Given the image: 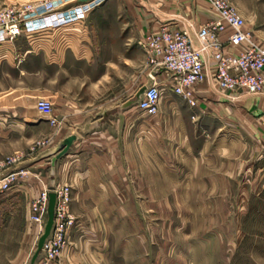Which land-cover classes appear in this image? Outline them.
<instances>
[{
  "label": "crops",
  "instance_id": "crops-1",
  "mask_svg": "<svg viewBox=\"0 0 264 264\" xmlns=\"http://www.w3.org/2000/svg\"><path fill=\"white\" fill-rule=\"evenodd\" d=\"M55 1L54 13L32 21L40 29L0 44V159L13 153L21 156L14 184L0 192V224L5 217L0 245L6 248L0 257L9 258L8 264H26L35 233L28 219L30 200L43 188L66 186L65 210L72 222L67 242L51 264H123V232L117 226H123V161L129 163L126 131H134L131 138L138 149L150 144L157 177L202 168L194 152L205 146L194 148L186 130L201 127L208 119L264 154V90L255 95L219 91L211 76L212 61L204 57L205 80L193 90L194 107L170 92L171 75L153 73L161 98L152 121L123 123V112L129 111L123 103V16L141 42L160 29L183 31L193 38L215 18L208 4L205 0ZM85 4L91 7L84 10ZM71 12L78 17L66 19ZM246 28L264 45V30L250 21ZM225 51L237 55L239 50ZM143 60L128 87L132 95L149 82L148 69L143 79ZM37 100L51 105L56 126L37 114ZM71 136L74 141L67 152L51 163L53 150ZM232 146L231 159L236 162L241 144L233 140Z\"/></svg>",
  "mask_w": 264,
  "mask_h": 264
},
{
  "label": "rangeland",
  "instance_id": "rangeland-1",
  "mask_svg": "<svg viewBox=\"0 0 264 264\" xmlns=\"http://www.w3.org/2000/svg\"><path fill=\"white\" fill-rule=\"evenodd\" d=\"M228 1L245 25L250 21L264 30V0ZM28 2L34 1L0 0V9ZM46 2L57 6L55 0ZM126 19L123 16V103L134 97L128 87L145 58L143 42ZM143 70L145 80L146 65ZM128 108L123 123L152 121L134 103ZM207 124L202 121L201 127L186 130L194 148L205 146L200 153L194 152L202 168L178 172L177 177H157L150 144L138 149L131 138L134 131H126L129 163L123 161V226H117L123 232V264H264V154L209 119ZM233 140L241 144L236 162L231 159ZM4 222L5 217L0 230ZM38 237L35 226L32 253ZM5 249L0 245V254ZM8 259L0 257V264H8Z\"/></svg>",
  "mask_w": 264,
  "mask_h": 264
},
{
  "label": "built area",
  "instance_id": "built-area-1",
  "mask_svg": "<svg viewBox=\"0 0 264 264\" xmlns=\"http://www.w3.org/2000/svg\"><path fill=\"white\" fill-rule=\"evenodd\" d=\"M205 2L215 18L200 27L193 38L183 31L165 29L144 38L143 51L145 65L149 70V82L142 86V93L134 101L135 108L144 116L151 117L157 112L161 90L154 82L152 74L158 72L171 75L173 85L170 92L194 107L193 90L205 80L204 57L212 61L211 76L219 91L255 95L264 90V45L258 43L246 28L235 6L228 0ZM88 4H85L84 10L91 7ZM55 8L46 1L1 8L0 44L12 42L30 29H40L32 21L54 13ZM66 17L72 20L78 16L71 12ZM227 47L238 48V54L227 53ZM34 109L37 114L46 118L49 126L57 125L51 115V105L47 101L37 100ZM20 161L21 156L18 153L0 160V192L10 189L14 184L17 174L20 173L14 169ZM50 191L55 194L53 225L42 245L40 256L38 255L33 264H51L58 257L67 242L66 230L72 222L65 210L69 201L68 188H43L29 202L28 219L36 226L38 235L43 231L47 195Z\"/></svg>",
  "mask_w": 264,
  "mask_h": 264
},
{
  "label": "water",
  "instance_id": "water-1",
  "mask_svg": "<svg viewBox=\"0 0 264 264\" xmlns=\"http://www.w3.org/2000/svg\"><path fill=\"white\" fill-rule=\"evenodd\" d=\"M85 1H90V0H83V2ZM142 91H143V87H140L134 94L133 99L124 103V107H128L132 105L134 101L140 96ZM73 141H74V137L72 136L62 140L53 150L51 163H53L55 160H57L62 155H64ZM54 208H55V194L52 191H50L47 195L46 218H45L43 231L42 234L37 239L35 250L30 257L28 264H33L35 262L41 251L45 239L48 237L51 231L54 220Z\"/></svg>",
  "mask_w": 264,
  "mask_h": 264
}]
</instances>
